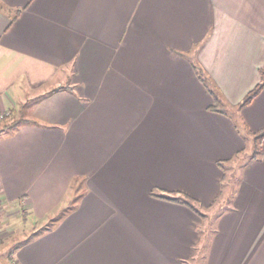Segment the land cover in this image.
Returning a JSON list of instances; mask_svg holds the SVG:
<instances>
[{
  "label": "crops",
  "instance_id": "crops-1",
  "mask_svg": "<svg viewBox=\"0 0 264 264\" xmlns=\"http://www.w3.org/2000/svg\"><path fill=\"white\" fill-rule=\"evenodd\" d=\"M263 65L264 0H0V264H190L201 216L151 191L231 195ZM262 148L204 264H264Z\"/></svg>",
  "mask_w": 264,
  "mask_h": 264
},
{
  "label": "trees",
  "instance_id": "trees-1",
  "mask_svg": "<svg viewBox=\"0 0 264 264\" xmlns=\"http://www.w3.org/2000/svg\"><path fill=\"white\" fill-rule=\"evenodd\" d=\"M2 7V6H1ZM5 10H9V9H5ZM197 73L199 74V77L205 82V84L207 85V87L209 86L208 84V78H205V74H203V72L197 68ZM260 73H261V80L251 89L247 92V94L244 96L243 100L237 105L238 109L240 110L243 106L249 104L253 98L255 96H257L261 90L264 88V65L260 68ZM213 92L215 101L214 104L211 106V108L213 110H222L220 108V104H221V100L219 98V95L217 94V92L215 90H211ZM11 116V115H9ZM8 117L7 120H8ZM4 118V119H6ZM235 121V125L238 129V131L244 135L245 139L248 140L249 135H251L253 137V141H254V147H253V152L250 154L249 159H255V158H259L262 154H263V148H262V141L264 139V128L262 130L259 131H252L243 121V119L241 118H234ZM21 121L18 120H12V121H7L5 123H3L2 125H0V132L2 131H8V130H15L16 128H18L21 123ZM25 122V121H24ZM243 151V150H242ZM241 151V152H242ZM224 162L225 161H219V165H221L222 167H224ZM226 171V169H225ZM226 176V173H225ZM78 178L75 179V181L73 182V184L71 185V187L74 189L76 187ZM233 181V180H232ZM224 186V184H223ZM160 189H153L151 191V194L155 195V196H159L162 198H166L169 200H173L176 202H181L184 203L186 205H188L189 207H191L193 210H195L197 213H199L202 218H203V223L206 222V217L204 215V211L207 208H212L214 206V204L221 198L222 193L219 195V199H217V201H215L214 203H211L209 206H205L201 201L186 195L184 193H180V192H176V191H157ZM233 191V190H232ZM235 191V190H234ZM234 191L232 193H234ZM231 193V195H232ZM74 196L72 199V201L70 202V204H68L67 206L63 207L58 213L57 216L55 218L50 219V221L44 226L42 227V229H51L56 222L58 223L59 220H61L66 214H68L73 208H75L76 203L75 201L79 199V197L81 196L80 194H76V190L75 192H73ZM229 197V196H228ZM232 196L229 197V199H226V202L231 200ZM225 201V200H224ZM232 208V207H230ZM199 230L202 233L203 239L201 242V245L199 247H197V252L198 250H207L211 245V241L212 238L214 236V234L217 232V228L212 231L211 234L207 233V229L203 228L202 226H199ZM10 260L12 261L13 264H15V260L14 257L12 256V254L10 255Z\"/></svg>",
  "mask_w": 264,
  "mask_h": 264
},
{
  "label": "rangeland",
  "instance_id": "rangeland-1",
  "mask_svg": "<svg viewBox=\"0 0 264 264\" xmlns=\"http://www.w3.org/2000/svg\"><path fill=\"white\" fill-rule=\"evenodd\" d=\"M37 92V91H36ZM6 121L8 120H1L0 121V125H2L3 123H5ZM253 147H248L246 151L243 152V154L241 156H239V159L235 161V163H233L234 165V179H233V184H234V187L232 188V190L234 191L235 188H236V183L238 182V175L236 174L238 169L240 168V165L242 164L243 160H245L246 157L250 156V154L253 152ZM230 175V173H229ZM234 193H232V195L230 196H233ZM229 196V197H230ZM229 197H227L226 199H229ZM231 205V200L227 201L226 200L222 201L220 206H217V205H214L212 208H207L205 209V211L203 212L205 217H206V222L203 223V218H202V223L200 226H202L203 228L207 229V233L208 234H211L212 231L214 230V228H218V217H219V214L223 211V210H226L230 207ZM20 230V229H19ZM215 235V234H214ZM3 239H1L0 243H2ZM16 243V242H15ZM207 253L208 251L207 250H198V252L193 256L191 257L187 262L190 263V264H204L205 263V260L207 258Z\"/></svg>",
  "mask_w": 264,
  "mask_h": 264
},
{
  "label": "built area",
  "instance_id": "built-area-1",
  "mask_svg": "<svg viewBox=\"0 0 264 264\" xmlns=\"http://www.w3.org/2000/svg\"><path fill=\"white\" fill-rule=\"evenodd\" d=\"M11 115V111L7 110L0 113V121L6 118L7 116ZM2 239L1 230H0V240ZM15 263V262H14Z\"/></svg>",
  "mask_w": 264,
  "mask_h": 264
}]
</instances>
